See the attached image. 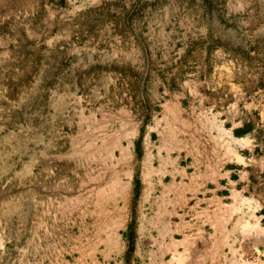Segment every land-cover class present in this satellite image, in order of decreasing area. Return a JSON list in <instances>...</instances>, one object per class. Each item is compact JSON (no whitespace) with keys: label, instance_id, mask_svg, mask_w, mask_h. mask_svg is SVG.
Here are the masks:
<instances>
[{"label":"rangeland","instance_id":"374dc122","mask_svg":"<svg viewBox=\"0 0 264 264\" xmlns=\"http://www.w3.org/2000/svg\"><path fill=\"white\" fill-rule=\"evenodd\" d=\"M0 264H264V0H0Z\"/></svg>","mask_w":264,"mask_h":264},{"label":"crops","instance_id":"0c3cea01","mask_svg":"<svg viewBox=\"0 0 264 264\" xmlns=\"http://www.w3.org/2000/svg\"><path fill=\"white\" fill-rule=\"evenodd\" d=\"M180 220V226L184 229L181 230L179 233L176 231L173 232L172 237L175 238V242L179 245L186 244V246L189 245V242L191 243L192 247L195 246H201L203 247L204 253L206 254H212L214 252L220 253L224 251L225 248V235L223 228L219 229L218 221L216 222V225H214V222L211 220L209 226H206V224L199 225L198 229H196L195 233H190L189 228L191 227L189 220H187L186 216H181ZM207 231L206 229H208ZM216 246V248H215ZM219 246L222 248L219 250ZM215 248V249H214Z\"/></svg>","mask_w":264,"mask_h":264}]
</instances>
